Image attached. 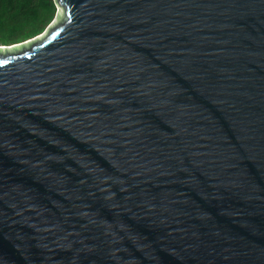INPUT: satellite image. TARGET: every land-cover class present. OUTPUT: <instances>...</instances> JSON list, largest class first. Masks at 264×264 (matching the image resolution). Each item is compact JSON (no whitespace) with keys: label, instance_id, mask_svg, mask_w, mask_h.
Wrapping results in <instances>:
<instances>
[{"label":"water","instance_id":"water-1","mask_svg":"<svg viewBox=\"0 0 264 264\" xmlns=\"http://www.w3.org/2000/svg\"><path fill=\"white\" fill-rule=\"evenodd\" d=\"M0 45V264H264V0H54Z\"/></svg>","mask_w":264,"mask_h":264},{"label":"trees","instance_id":"trees-1","mask_svg":"<svg viewBox=\"0 0 264 264\" xmlns=\"http://www.w3.org/2000/svg\"><path fill=\"white\" fill-rule=\"evenodd\" d=\"M54 0H0V45L41 34L55 18Z\"/></svg>","mask_w":264,"mask_h":264}]
</instances>
